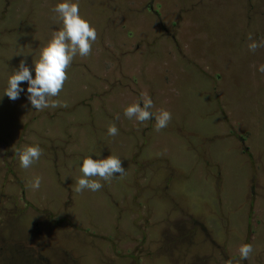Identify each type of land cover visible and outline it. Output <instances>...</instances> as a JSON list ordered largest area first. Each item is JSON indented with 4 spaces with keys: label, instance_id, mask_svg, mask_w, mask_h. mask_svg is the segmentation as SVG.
Wrapping results in <instances>:
<instances>
[{
    "label": "rangeland",
    "instance_id": "rangeland-1",
    "mask_svg": "<svg viewBox=\"0 0 264 264\" xmlns=\"http://www.w3.org/2000/svg\"><path fill=\"white\" fill-rule=\"evenodd\" d=\"M56 2L0 0V96L62 27ZM79 3L97 39L52 98L66 106L0 101V264H200L219 251L264 264V47L248 48L264 41V0ZM141 93L172 114L166 128L124 115ZM33 144L43 154L21 168L16 150ZM109 155L125 173L76 192L82 159Z\"/></svg>",
    "mask_w": 264,
    "mask_h": 264
},
{
    "label": "clouds",
    "instance_id": "clouds-1",
    "mask_svg": "<svg viewBox=\"0 0 264 264\" xmlns=\"http://www.w3.org/2000/svg\"><path fill=\"white\" fill-rule=\"evenodd\" d=\"M51 11L62 27L53 30L46 46L40 49L39 58L34 65L33 63L30 65L27 59L19 62L18 67L14 68L7 79V86L4 88L3 95L0 96V101L4 96L16 101L23 95L27 102L26 106L36 111L66 106L52 98L57 97L63 89L68 79L66 70L71 66L74 58L77 55L86 57L90 54L92 45L97 39V30L88 19L80 14L79 0H57ZM249 40L251 41L248 44L250 51L264 47V41L252 40L251 36ZM258 71L264 73V64L258 67ZM153 107L154 102L151 96L141 93L136 103L126 107L124 115L129 119L134 117L139 122L154 120L157 130L166 128L172 114L166 109H161L156 115L151 111ZM117 133L116 125L111 124L107 129V134L115 136ZM15 154L18 157L19 166L27 169L40 159L43 149L39 144L25 145L18 148ZM80 172L82 175L76 180L75 191L82 192L87 189L97 192L104 186L101 180L106 182L117 175L122 176L125 168L122 160L117 156L109 155L95 159L87 156L82 159ZM93 177L100 179H92ZM40 186L41 177L39 176L30 182V187L33 189H39ZM252 252L253 247L250 243H244L239 248L242 260L248 259ZM226 264H232V261L227 260Z\"/></svg>",
    "mask_w": 264,
    "mask_h": 264
},
{
    "label": "flooded vegetation",
    "instance_id": "flooded-vegetation-1",
    "mask_svg": "<svg viewBox=\"0 0 264 264\" xmlns=\"http://www.w3.org/2000/svg\"><path fill=\"white\" fill-rule=\"evenodd\" d=\"M176 205V207L177 208H181L182 209V204L181 203H175ZM185 210L187 211L186 212V216H188L189 217V213H188V210H187V208L185 207ZM151 211V209L149 210V211H147V212H150ZM151 213V212H150ZM185 214V213H184ZM154 217V216H153ZM181 222L183 221V220H180ZM144 222H146V221H144ZM178 223V222H177ZM185 223L186 222H184L183 221V225H185ZM258 223H260V221L258 222ZM150 225H148V224H146V223H144L143 225H145L144 227H150V229L152 230L153 229V227H152V223H149ZM249 224H250V222H249ZM166 225H169V223H166ZM186 227H188L187 225H185ZM201 226V225H200ZM199 226V227H200ZM227 228V227H226ZM144 230V229H143ZM192 230H194V232H192V235L191 236H189L188 238H193V236H195L196 235V232H197V230H198V228H192ZM179 231V230H178ZM233 234L232 235H236L235 234V231H233L232 232ZM238 237V236H237ZM260 237H262V239H264V234L262 235V236H260ZM191 241V240H190ZM222 242V240H220L218 243H214L213 244V247H214V249L215 250H220L221 249V247L223 246V244L221 243ZM189 243V242H188ZM189 245V244H188ZM189 246H191V248H192V246H193V244L191 245H189ZM189 248V247H188ZM195 250H196V248H195ZM160 252V254H161V256H162V251L160 250L159 251ZM189 254L190 255H193L194 254V252H189ZM211 255V254H210ZM219 258L220 259H222L221 261H219L218 259H216V258H214V257H212V258H210L209 256H207L206 255V253L205 252H202V256H199V258H198V260H199V263L200 264H205L206 262L208 263V264H210V263H213V264H221V263H224V264H226V261L228 260L225 256H224V254L222 253V252H220L219 251ZM206 257H208V260L206 261ZM235 264H236V262H235Z\"/></svg>",
    "mask_w": 264,
    "mask_h": 264
},
{
    "label": "trees",
    "instance_id": "trees-1",
    "mask_svg": "<svg viewBox=\"0 0 264 264\" xmlns=\"http://www.w3.org/2000/svg\"><path fill=\"white\" fill-rule=\"evenodd\" d=\"M151 2V1H150ZM184 17H186V16H184ZM238 140L240 141V142H245V137L243 136V135H240L239 137H238ZM247 155V154H246ZM146 221V220H145ZM146 224H148V225H150L149 224V221H146L145 222ZM90 229V228H89ZM87 231V229L85 228V232Z\"/></svg>",
    "mask_w": 264,
    "mask_h": 264
}]
</instances>
